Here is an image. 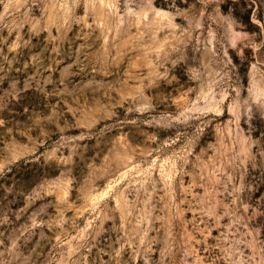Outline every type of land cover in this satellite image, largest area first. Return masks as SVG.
Returning <instances> with one entry per match:
<instances>
[{"label":"rangeland","instance_id":"374dc122","mask_svg":"<svg viewBox=\"0 0 264 264\" xmlns=\"http://www.w3.org/2000/svg\"><path fill=\"white\" fill-rule=\"evenodd\" d=\"M0 264H264V0H0Z\"/></svg>","mask_w":264,"mask_h":264}]
</instances>
